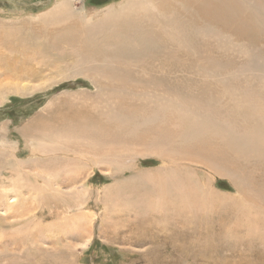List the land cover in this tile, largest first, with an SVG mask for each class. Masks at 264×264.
<instances>
[{
  "label": "rangeland",
  "instance_id": "obj_1",
  "mask_svg": "<svg viewBox=\"0 0 264 264\" xmlns=\"http://www.w3.org/2000/svg\"><path fill=\"white\" fill-rule=\"evenodd\" d=\"M63 1L65 0H0V152L12 155L18 164L28 165L29 168L26 171L29 173V178L25 176L22 182L33 184L29 187L37 191L35 194L27 192L26 185L23 191H16L10 185L12 191L8 192L7 196L9 203L14 206L12 210L0 208V225H2L0 264H264V204L256 203L249 196L250 189L243 191L241 195L238 194L229 179L219 176L202 165L187 161L173 162L157 155L137 154L128 158L136 153L134 143H130L132 144L130 151L122 156L112 153L118 152L119 146L106 147L105 151L113 154V157L108 156V158L106 155L101 158V156L85 153L79 156L81 154L75 155L74 151H57L53 156L37 153L36 145L59 148L51 139L49 142H42V138L36 131L37 126L41 129L43 124L49 128L65 125L81 126L84 121L94 118L93 111L90 110L96 93L94 86L82 76L67 77L61 71L65 63L55 57L54 51L48 49L46 46L48 42L43 39L44 34L43 36L35 35L37 30H45L48 27L47 24L41 23V19ZM67 1L71 2L74 21L84 25L97 23L105 17L104 11L111 7L119 9L118 7L126 3V0ZM138 1L143 4L140 10L151 13L155 9L160 13V17L162 15L168 21L170 20L171 25L174 22L182 23L183 21L189 32L184 27L185 29L178 35L189 36L185 39L190 40L187 41L190 51L195 48L199 52L202 42L209 44L210 41L215 40V35L216 39L221 35L226 37L235 35L234 38H238L239 43L240 39L245 40L243 46L246 47L247 54L261 63L259 67L238 72V74L226 71L227 74L223 72L216 74V77L208 75L210 81L206 76L187 74L191 78L198 77L196 79L198 82L202 80L209 83L217 82L220 75L222 78H228L226 80H231L230 77H233L232 83L236 86L225 83L219 88L214 87L223 92V95L229 90L228 86L232 87L234 92L225 96L227 108L231 109V111L228 110V114H238L245 121L252 110V106L249 105L242 107L244 102L242 93L245 86H251L250 90L253 92L264 91L263 30L258 31L259 34L257 33L258 35L256 34L251 40L241 37L239 28L233 23L225 22V20L219 22L218 18H214L218 13L211 9V3L214 4V0L207 2L205 0V3L202 0H137L136 2ZM236 1L241 2V0ZM216 2L222 4L220 0ZM243 2L241 5H245L242 9H245L247 2ZM196 6H199L201 11L205 7L206 11H204L207 15L204 11L200 13L205 18L201 17V19L207 24L199 19L198 15L197 19L194 18L196 11L195 13L193 11L194 15L192 11L191 14L189 13V9L196 10ZM208 9L211 11H207ZM210 12L212 17L209 15ZM246 12L247 10L244 13ZM183 14L186 15L187 20L190 19V15L191 18L201 22L198 24V21L195 24V20L190 19L188 23L187 20H183L185 18ZM120 16L121 21L115 26L119 31H126V23L140 21L139 13L136 11L130 12L129 15L122 12ZM209 18L210 21H208ZM215 20L221 27L215 23ZM191 23L197 26L194 27ZM201 23L203 26L205 24V28ZM143 25L146 29H150L155 26V23L148 21ZM200 25L203 33L206 34L201 37L204 41L198 37L202 40L199 42L190 34V30L192 27L198 29ZM122 26L125 29H122ZM205 37L207 38L204 39ZM195 42L198 43L196 47L190 44ZM61 45H63L61 48H66L64 44ZM167 46L166 50L162 48L164 51L161 49L160 52H168L171 46ZM37 49L42 51L38 54L35 52ZM234 51L240 50L234 48ZM62 52L65 53L66 50ZM152 53L156 55L155 51ZM172 62L174 61H168L170 65ZM175 64H178L177 61ZM149 71L145 76L148 78L145 80L148 84L144 80L133 77L124 79L127 86L135 88L140 96L137 93L123 94L124 97L120 94L121 105L136 111L147 101L146 105L149 106L165 103L167 99L174 101L179 98V101L174 102L182 104L186 96L193 100L190 94L185 90L182 91L180 83L177 82L180 79L182 81V77L186 75L182 74V71L173 72L167 68L149 69ZM165 83L167 85L164 86ZM170 83L171 85H168ZM1 89L6 91L3 92ZM134 96L137 97L135 100ZM142 99L144 102L141 104ZM233 99L238 101L240 109L233 108ZM191 100H185L189 102H186V105L183 103L184 107L179 103V107L182 106L183 109H175V112L178 111L180 114L178 117L177 113L178 118L185 119L187 116V120L189 118L191 122H193L192 119H197V113L194 116L195 112H188L191 106L195 108ZM124 101L126 103H123ZM128 102H132V106ZM50 105L52 108L49 110ZM184 108L193 116L192 118L185 113ZM250 126L253 125L250 124ZM54 158L60 162L53 161ZM42 159L47 163L42 162ZM12 161L14 160L7 156H0V164L5 163L9 168ZM39 161L42 163L37 164ZM33 166L38 168L36 173L35 170L30 171ZM43 168L47 169L46 173H43ZM186 168L199 172L208 179L210 185L206 184L208 186L206 189H210L219 196V202H214L205 194L202 196L198 194L194 197L198 207L197 214L186 216L190 222H195L194 224L189 226L190 222L182 216L177 218L179 221L170 219L167 223H162L161 215L156 211L158 207L156 196L152 194L154 190L156 191V186H160L163 181L165 184L169 183L170 177L167 176L170 175L167 171L183 172ZM0 173L4 176L6 171L3 172L0 167ZM10 179L14 178H10L9 175L5 178L0 177V183L9 184ZM199 180L201 181L200 178ZM49 182H51L50 189L47 186ZM205 202L209 203V206ZM201 222H203L202 225ZM199 223L202 227L195 226ZM171 225L174 227L168 230L167 226Z\"/></svg>",
  "mask_w": 264,
  "mask_h": 264
},
{
  "label": "bare ground",
  "instance_id": "obj_2",
  "mask_svg": "<svg viewBox=\"0 0 264 264\" xmlns=\"http://www.w3.org/2000/svg\"><path fill=\"white\" fill-rule=\"evenodd\" d=\"M136 1L137 0H126L124 5L118 7L119 9L116 7L107 9L103 12L105 17L94 24L87 23L84 25L75 22L73 19L74 11L72 9L71 2L67 0L57 4L56 8L50 14H46L45 17L41 19V23L47 24L48 27H46L47 29L45 28V30H37L35 35L43 36L44 34L43 39L48 42V44H46L48 49L50 51H54L55 57L60 58L61 61L65 63L61 71H63L65 75L70 78L82 76L88 79L94 86V89L96 90L94 92L96 93L94 94V100H92L93 102L91 103L92 109H90L93 111L94 118L84 121L81 123V126L75 125L71 127L65 125L49 128L43 124L41 125L43 129H41L40 126H37L36 131L39 133L40 138H42V142H49L51 139L59 146V148H49L36 145L37 153H41L43 156H53V154L55 155L57 151H74L76 152L75 155L85 153L97 157L101 156V158L106 155L108 158V156L113 157L114 153L119 156L124 155V153L130 151V145H132L130 143H134L136 146V153L128 158H132L137 154L143 156L157 155L163 159H170L173 162L187 161L192 162V164L202 165L219 176L229 179L236 188L238 194L241 195L243 191L250 189L249 196H251L256 203L258 202L263 205L264 91L253 92L250 90L251 86H245V90L242 93L244 95L242 107H247V105H249L252 106V110L249 116H247L248 118L243 121L241 116L238 114H228V110L231 111V109L227 108L225 96L234 92L232 87L228 86L229 90L226 89L228 91L224 92V95L223 92L221 93L220 90L217 89L225 83L236 86L232 83L234 79L233 77H230L231 80H226L228 78H222V75H220L219 78H217V82H214V84L204 82L202 80L198 82V80L196 81L198 77L191 78L190 76L193 74H195V76H206L208 81H210V77L208 75L215 76L216 74L218 75L226 71H228V73L229 71L231 73L237 72L238 74V72H245L254 67H259L261 63L257 62L255 57H251L247 54L248 52L246 51V47L243 46L245 40L241 41L240 39L239 43L238 38H234L235 35H232L231 37L221 35L220 38L218 37V39H216L217 36L214 34L216 36H214L215 40L210 41L209 44H207V42H202V45L199 46V52L195 48L190 51L187 46V41L189 42L190 40L185 39L189 36L184 37L182 35H178L180 34V31H183V29L186 28V25L182 20V23L178 21L171 25L169 22L170 20L168 21L167 18H164L162 15L160 17V13L156 12L155 9L151 13L150 11L144 12L140 10V8L142 9L141 6H143V4ZM204 1L205 0H202V2ZM207 1L208 0L205 2ZM220 1L222 4H217L218 1L216 2V0H214V4L211 3V9L218 12L214 18H218L219 22L221 20H225V22L233 23V25L239 28V35L243 38H249V40L256 36L258 31L263 30L262 33L264 32V0H243L250 3L248 5L246 3L245 9L243 8L244 10L242 7H244L245 4L241 5V2H243L242 0L240 3L236 0ZM133 3L139 4L136 6V4L133 5ZM147 4L149 5V3ZM198 7L197 9L195 8L196 10L189 9L190 12H188L191 14L192 11L193 14V11L194 13L196 11V16L194 18L197 19V15L200 17L199 19H201V17L204 18L201 16V9ZM204 8L205 7L202 9L203 11L205 10ZM246 10L247 12L244 13ZM132 11L139 13L140 21H131L126 23V29L122 26V29H125L126 31H119L116 29L115 26L119 25L118 23L121 21L120 17L126 16H120V13L124 12L129 15ZM207 11L211 10L208 9ZM152 13H156L157 15ZM210 13L211 14L209 15L212 17V12ZM213 15L215 14L213 13ZM184 17L185 18L183 20H187L186 15H184ZM189 17L191 20H195V24L198 21L199 24L201 20H203L201 19L197 21L196 19H193V17L191 18L190 15ZM190 19L187 20V22L190 21ZM148 21L155 23V26L150 29H146L143 24ZM208 21H210V18ZM191 24L189 25L191 26ZM195 24L192 26H197ZM205 24L203 26L201 23L204 28ZM201 25L198 29H193L192 27V30H190V34H192L194 39L196 38L199 42L203 40L201 37L206 34L203 33ZM218 26L221 27L219 24ZM187 29L188 27L186 30ZM186 30H184V32H186ZM45 31L47 33H44ZM187 31L189 32V30ZM198 37L202 40H199ZM61 44H64L66 48H61L63 46ZM190 44L194 47H196V44L198 45L196 42ZM167 45L171 46L170 50L168 52L166 51L165 53H161L160 51H164V49L168 47ZM253 45H251V47ZM234 48H238L240 51H234ZM49 50L44 51L47 52ZM64 50H66L65 53L62 52ZM41 51L42 50L37 49L35 52L39 54ZM153 51L156 52V55L152 53ZM255 51L257 50L255 49ZM170 60L174 61L171 65L169 64L170 62L168 63ZM182 60L185 61L183 62ZM176 61L178 64H175ZM165 68L173 70V72L182 71V74H186L182 77V81L180 79V81L177 82L180 83L182 91L185 90V92L190 94L189 96L193 99H188L186 96L187 99L185 97L184 100H182L181 97V100L185 103V105L187 104L186 102H189H185V100H191L195 106V108L191 106V102V105H188L189 107H192L189 108L188 112H195L194 116H196L197 113V119H192L193 122H191L189 118L187 120V116L185 119L184 117H182L183 119L178 118L180 117L178 111L177 117V113L175 111L177 108L182 110V106L184 107V105L180 102H176V104L174 101H177V98V100L174 101L172 99H167V93H165L167 98L164 97V99H167L165 103L160 104L157 102L158 104L156 105L147 106L146 103L148 101L146 100L147 102L144 103L145 105L142 106V108H137L138 110L136 111H133L134 109L131 107L120 104V94L132 95L137 93V95H139L135 88L127 86V82L124 80L125 78L133 77L145 81L148 79L145 76L149 69ZM189 73L190 75H187ZM168 76L170 78V75ZM179 77H181V75ZM224 80L228 82H225ZM163 81H165V79ZM171 81L173 82V80ZM146 83L148 84V82ZM165 85L167 84L165 83L164 86ZM168 85H171V83ZM142 88H140V90ZM166 88L168 89V87ZM176 89H178V87ZM1 91L4 92L6 89H1ZM133 98L135 100L137 97L134 96ZM235 98L238 99L237 97ZM236 99H233L232 101L233 108L240 109V105ZM130 101H132V99ZM135 102H137V100ZM142 102H144L143 99L141 100V104ZM123 103L126 102L124 101ZM128 103L132 106V102ZM179 103L182 105L181 107H179ZM51 108L52 105L48 106L49 110ZM184 110L185 113H187L185 108ZM187 115L190 114L187 113ZM190 116L191 118L193 117L192 115ZM250 124L253 125L254 128L253 126H250ZM114 145L120 147L118 152L113 151V154H111L110 152L105 151L107 149L106 147H112ZM180 154L182 156L179 157ZM0 156H7L11 160L15 161H12L13 163H11L10 168L5 163L0 164L3 172L6 171L4 176L3 173H0V177L5 178V176L9 175L10 178H14L10 179L11 182L9 181V184L0 183V208L8 210L14 206L9 203L7 196L8 192L12 191L10 185L13 186L16 191H23V187L25 185L27 187V192L30 191L32 194H35L37 191L33 187H29L33 186V184L22 182L25 180V176L29 178V173L26 171V169L29 168L28 165L26 166L24 164L16 163L17 160L12 155H5L0 152ZM79 156H83V154ZM53 161L60 162V160L58 161L55 158ZM42 162L47 163L44 159H42ZM42 162L39 161L37 164H41ZM49 162H51V160ZM30 164L31 163H29V165ZM35 168L34 166L33 168L31 167L30 171L35 170L34 172L36 173L38 168ZM46 170V168H43V173H46ZM184 170L185 171L183 172L173 170L167 171L170 176H167L166 173L165 175L170 177L168 180L169 183L165 184V181H161V185H157L156 191L154 190L153 194L151 193L156 196L158 207H155H157L156 211H158L161 215L160 219L162 223H167L170 219L179 221L177 218L181 216L185 217V220L190 222L186 216H190L195 213L197 214L198 207L194 197L198 194L199 196L200 194L201 196L205 194L207 197H211L214 202H219L220 197L214 194V192L210 189H206L208 187L206 184H210L205 176L187 168ZM40 171L42 173V170ZM47 176L49 175L47 174ZM18 182H20V184H18ZM50 184L51 182L47 185L49 186V189ZM209 199L210 198H208V200ZM206 204L209 206V203ZM242 209L244 210V208ZM258 217H260V215ZM258 217H256V219ZM194 223L195 222H190L188 225L190 226V224ZM202 223L203 222H201V225ZM199 225L200 223L195 224L196 227ZM201 225L200 227H202ZM1 227L2 225H0V228ZM167 227L169 230L172 229L174 225ZM176 227L178 228L179 226ZM198 229L202 230L201 228ZM1 238L2 236L0 234V239Z\"/></svg>",
  "mask_w": 264,
  "mask_h": 264
}]
</instances>
